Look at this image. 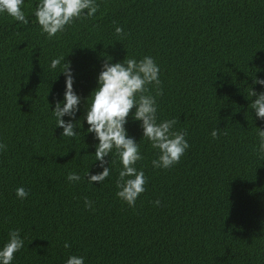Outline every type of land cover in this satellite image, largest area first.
<instances>
[{"label":"trees","instance_id":"1","mask_svg":"<svg viewBox=\"0 0 264 264\" xmlns=\"http://www.w3.org/2000/svg\"><path fill=\"white\" fill-rule=\"evenodd\" d=\"M37 3L24 0L27 24L0 15V247L11 230L24 240L13 264H65L70 255L84 264H264V156L256 151L264 120L250 107L251 88L264 92L254 84L264 79V0H96L94 17L52 38L36 23ZM127 55L159 66L160 84L146 94L158 122L174 119L189 143L178 163L154 168L157 151L130 113L125 127L146 177L134 207L116 196L115 150L105 157L109 177L90 184L87 173L102 171L98 141L86 122L62 137L51 112L65 89L52 59L71 64L82 120L102 64ZM70 172L81 179L69 182ZM18 187L27 198H17Z\"/></svg>","mask_w":264,"mask_h":264},{"label":"clouds","instance_id":"2","mask_svg":"<svg viewBox=\"0 0 264 264\" xmlns=\"http://www.w3.org/2000/svg\"><path fill=\"white\" fill-rule=\"evenodd\" d=\"M24 0H0V15L6 14L15 21L28 23L23 10ZM99 5L96 0H38L34 9L36 23L40 26L42 34L49 38L63 32L66 26L80 18H91L97 13ZM85 10H87L85 12ZM122 28L117 26L115 33L122 34ZM63 59V63H61ZM65 57L52 59L51 69L60 67V74L65 76V89L62 99L55 102L51 108L55 118L56 128L62 129V137H75L78 125L86 122L89 127L87 133L93 134L98 141L95 145V161H98L101 172L87 173L90 184L103 182L110 175V162L105 157L114 155L119 159L121 168L116 179V196L134 207L136 200L145 192L146 177L142 169L135 167L143 159L139 150V143L134 137L128 135L125 125L131 113L133 120L140 122L142 139L146 138L151 147L157 151L152 160L154 168L167 169L178 163L181 156L189 148L183 131H173L176 123L174 119L158 122L157 105L155 97L148 92L147 85L160 84L159 66L151 56L140 60L129 58L112 63L107 57L97 76V87L86 98L87 110L82 120L77 119L81 97L74 89L75 75L70 63L64 62ZM254 84L264 87V79L256 78ZM251 97L255 96L250 107L255 111L256 118L264 120V92L257 93L251 88ZM135 109L134 111H132ZM69 119L66 121L64 117ZM258 144L257 154L264 156V128L256 127ZM218 129L211 133L213 138L218 135ZM5 145L0 144V150ZM108 166H105V164ZM69 182H78L81 177L70 172L66 178ZM16 196L25 199L28 192L23 187L16 189ZM85 207L90 208L91 203L85 198ZM157 206L159 200L154 202ZM24 246V240L18 229L8 233L7 241L0 247V264H13L15 253ZM65 248L70 245L65 242ZM65 264H84V257L70 255Z\"/></svg>","mask_w":264,"mask_h":264}]
</instances>
